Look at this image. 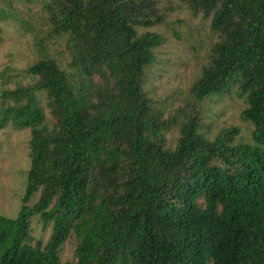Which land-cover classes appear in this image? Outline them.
<instances>
[{
  "label": "trees",
  "instance_id": "1",
  "mask_svg": "<svg viewBox=\"0 0 264 264\" xmlns=\"http://www.w3.org/2000/svg\"><path fill=\"white\" fill-rule=\"evenodd\" d=\"M181 1L219 37L194 101L238 88L256 146L232 145L237 128L208 139L196 114L167 146L171 118L143 88L164 39L139 32L161 24L157 0H42L80 81L45 56L34 84L1 94L0 129L30 130V167L16 218L0 216V264H61L70 236L74 264H264V0ZM33 215L52 227L45 245Z\"/></svg>",
  "mask_w": 264,
  "mask_h": 264
},
{
  "label": "rangeland",
  "instance_id": "2",
  "mask_svg": "<svg viewBox=\"0 0 264 264\" xmlns=\"http://www.w3.org/2000/svg\"><path fill=\"white\" fill-rule=\"evenodd\" d=\"M162 16L159 25L140 29L159 34L164 42L155 49V62L146 69L143 88L165 118L170 116L171 127L166 132L167 146L174 149L179 126L188 116L198 115L200 131L214 139L221 131L237 128L232 145L256 146L252 137L253 125L241 113L246 108L245 97L238 88L203 101H194L190 88L208 63L211 49L218 42L210 30V20L202 13L194 14L181 0H157ZM42 0H8L0 4L7 12L0 18V109L1 94L19 86H29L36 78L28 68L43 57L55 59L61 68L80 78L72 65L70 46L65 38L51 36ZM95 81V80H94ZM39 107L45 115L44 124L52 127V119L42 93L37 94ZM8 103H5V107ZM30 130H17L11 124L0 129V216L14 219L22 207L27 172L30 167ZM264 149V148H263ZM35 193L26 204L32 209L38 200ZM31 235L42 245L52 233L38 215L30 218ZM76 240L70 236L60 251L61 264H74Z\"/></svg>",
  "mask_w": 264,
  "mask_h": 264
}]
</instances>
